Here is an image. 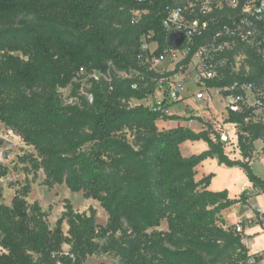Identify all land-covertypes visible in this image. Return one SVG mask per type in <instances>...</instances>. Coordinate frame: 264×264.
Listing matches in <instances>:
<instances>
[{
	"label": "trees",
	"instance_id": "obj_1",
	"mask_svg": "<svg viewBox=\"0 0 264 264\" xmlns=\"http://www.w3.org/2000/svg\"><path fill=\"white\" fill-rule=\"evenodd\" d=\"M176 0H0V124L20 137L35 155L26 157L34 174L42 171L48 188L65 185L71 193L97 201L107 215L97 225L92 208L73 212L71 205L50 228L48 212L29 205V185L0 204V264H85L93 255H113L120 264H257L243 244L246 221L226 227L222 211L247 204L244 191L230 199L227 190L208 191L213 174L196 181V168L207 159L240 168L252 187L264 193V180L247 161L253 142L264 141V123L244 124L247 111L229 113L226 124L239 127L241 159H230L211 125L194 132L181 126L160 130L158 121H173L142 105L154 95L159 76L141 63L142 37L167 47L163 22ZM195 40L203 45L217 30ZM246 55L237 72L227 67L209 88L236 81L264 83L257 55ZM190 56L187 60H189ZM141 59V60H140ZM135 70L144 76L110 84L91 81L92 103L81 95L79 70ZM140 82L138 89H132ZM70 88L80 105L65 106L60 90ZM214 136V139H212ZM128 138H132L130 142ZM207 149L184 157L185 142ZM8 170L0 165V179ZM162 222L166 230L159 231ZM264 223V222H263ZM258 223V224H263ZM63 224L67 232L62 230ZM69 247L64 253L62 247ZM254 259L251 263L250 260Z\"/></svg>",
	"mask_w": 264,
	"mask_h": 264
},
{
	"label": "built area",
	"instance_id": "obj_2",
	"mask_svg": "<svg viewBox=\"0 0 264 264\" xmlns=\"http://www.w3.org/2000/svg\"><path fill=\"white\" fill-rule=\"evenodd\" d=\"M220 18L223 22L209 40L193 50L196 38L202 37L209 30L210 24H218ZM163 29L167 34V43L173 34H182L184 41L178 49L167 45L161 53L156 54L159 45L155 41H149L152 35L142 37L140 50L146 55L141 63L148 71L157 74L159 79L152 97L131 101L130 105H142L163 117H176L181 109L185 112L187 121L179 126L193 131L194 110L183 100L189 88H192L195 91L194 98L201 103L204 111L210 110L212 101H216L221 109L219 116L207 120L200 130L211 125L225 145V154L230 159H241L239 127L236 124H226L225 121L229 113L247 111L244 124L264 123V83L236 81L224 88H209L207 83L219 80L227 67L235 72L239 70L246 55L239 52L234 57V62L229 57V53L238 47L253 51L264 66V0H176L175 5L167 9ZM113 76L124 80H144L141 73L135 70L119 72L112 64H109L104 73L81 68L79 79L74 80L80 83L78 95L91 104L93 97L88 91L90 82L103 80L110 84ZM139 83L134 82L132 89H138ZM60 93L65 106L79 103L78 98L72 96L70 88L60 90ZM247 161L249 165L257 164L264 170L263 140L253 142L251 156ZM245 221L246 224L263 223L264 210H249V217ZM242 230L243 227L238 223L236 232L241 233ZM256 258L263 260L264 251L257 254ZM250 262L253 263L254 259Z\"/></svg>",
	"mask_w": 264,
	"mask_h": 264
},
{
	"label": "rangeland",
	"instance_id": "obj_3",
	"mask_svg": "<svg viewBox=\"0 0 264 264\" xmlns=\"http://www.w3.org/2000/svg\"><path fill=\"white\" fill-rule=\"evenodd\" d=\"M78 102L77 106L80 105V100H78ZM156 125L160 130H169V126H163L160 122ZM128 140L131 142L132 138H128ZM199 142L190 143L198 145ZM188 145L191 144L186 145V143H183L181 145V153L183 152L186 154L187 147L191 148V146ZM196 147L197 146H195L194 149ZM201 151L196 152V154ZM30 155H35L33 148L27 146L20 137H18L11 130L5 128L4 125L0 124V165L6 167L8 170L7 176L0 179V204L10 206L13 197L23 187L29 185L30 193L25 200L29 205L37 203L42 211L48 212L47 222L51 229L55 227L56 221L65 211V206L67 204L71 205V208L75 213L88 214V209L92 208L96 214L97 225L105 226L107 222V215L97 201L85 199L82 193H71L65 185H55L52 188L45 186L43 184L45 179L43 172L39 171L37 174H34L30 169V165L26 161V157ZM207 160L212 161L210 159ZM204 164L205 168L203 169L204 171H208L207 174L217 175L218 178L215 185L224 186L222 190H227L231 197L240 195L242 191L249 187L247 178L242 176L240 173L233 174L220 172L219 170L217 171L218 168L216 165L208 163ZM251 170L255 176L264 180V170L261 166L257 164L252 165ZM262 194L263 195H261L260 198H255L251 204L255 206L260 199L264 201V193ZM233 216V212L227 214L228 219ZM67 229L66 224H63L62 230L64 233L67 232ZM158 230H166L165 222H162ZM257 243L259 244V242ZM62 250L64 253H68L69 247L64 245ZM85 264L120 263L118 258L113 255H93L85 260Z\"/></svg>",
	"mask_w": 264,
	"mask_h": 264
},
{
	"label": "crops",
	"instance_id": "obj_4",
	"mask_svg": "<svg viewBox=\"0 0 264 264\" xmlns=\"http://www.w3.org/2000/svg\"><path fill=\"white\" fill-rule=\"evenodd\" d=\"M194 93H195V91L192 88H189V91L183 97L184 98L183 100H184L185 104H187L189 107H191L194 110V120L192 121V126H193V131L198 132L200 130L201 125L203 123H206L207 120L217 118V116H219V114L221 113V109L218 106V104L216 103V101H212L209 105L210 110L204 111L202 109L201 103L194 98ZM176 117H177L176 121L175 120L167 121V122L158 121L157 123L160 122L163 126H169V129H170L172 127L179 126V124H184L187 121L186 114L181 109L178 111ZM185 143H186V145L191 144V145H188V146H191V148L187 147L186 154L183 152L181 153L183 156L186 155L184 157L191 156L193 154H196V152H198V151H201V150L204 151L207 149L206 144L201 142V141L199 142L198 145H193L194 143H190V142H185ZM195 146H197L196 147L197 150H196V148L194 149ZM180 151H182V150L180 149ZM193 152H195V153H193ZM210 160H212V161L206 160V161L202 162L196 168V177H195L196 181H199L203 177L209 175V174H207L208 171L207 170L204 171V169H203V168H205L204 163L216 165L218 168L217 171L219 170L220 172L233 173V174L240 173L242 176L246 177L244 171L240 168H237V167L227 168L224 165H219L217 160H215V159H210ZM214 175H215V177L211 180L210 185L207 188V190L211 191V192L223 191L222 188L224 186L215 185V182H216L218 177L216 174H214ZM244 191H247L249 196H250L246 205H244V206L235 205L229 209L222 211L221 215L225 221L226 227L235 226L238 223H240L241 221L248 219L249 210H252V209L264 210V201L261 199L259 200V202L257 204H255V206L251 204L255 198H260V196L263 195L259 190L254 189L252 187V185L249 183V187H247ZM244 191H242L241 194ZM240 195H235V196L231 197L228 193V197L230 199H237V198H239ZM230 212H233L234 216L228 219L227 214ZM243 236H244L243 244L248 249L249 255H257V254L264 251V223L263 224H251V225L247 226L243 230ZM257 242H259L260 245ZM257 264H264V259L261 260Z\"/></svg>",
	"mask_w": 264,
	"mask_h": 264
},
{
	"label": "water",
	"instance_id": "obj_5",
	"mask_svg": "<svg viewBox=\"0 0 264 264\" xmlns=\"http://www.w3.org/2000/svg\"><path fill=\"white\" fill-rule=\"evenodd\" d=\"M184 41L182 34H173L168 39V45L173 49H178Z\"/></svg>",
	"mask_w": 264,
	"mask_h": 264
}]
</instances>
